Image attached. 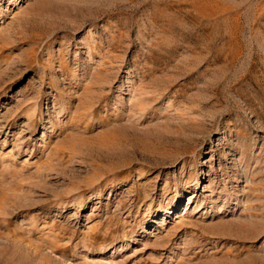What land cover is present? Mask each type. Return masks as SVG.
<instances>
[{"label": "rangeland", "instance_id": "rangeland-1", "mask_svg": "<svg viewBox=\"0 0 264 264\" xmlns=\"http://www.w3.org/2000/svg\"><path fill=\"white\" fill-rule=\"evenodd\" d=\"M0 264H264V0H0Z\"/></svg>", "mask_w": 264, "mask_h": 264}, {"label": "bare ground", "instance_id": "bare-ground-1", "mask_svg": "<svg viewBox=\"0 0 264 264\" xmlns=\"http://www.w3.org/2000/svg\"><path fill=\"white\" fill-rule=\"evenodd\" d=\"M234 196H235V195H234ZM238 196H239V195H238ZM230 197H231V196H230ZM238 198H239V197H238ZM227 199H228V198H227ZM232 200L234 201V199H232ZM227 201H228V200H227ZM227 201H226V202H227ZM230 201H231V200H230ZM226 202H225V203H226ZM229 203H230V202H229ZM232 203H233V202H232ZM225 205H226V204H225Z\"/></svg>", "mask_w": 264, "mask_h": 264}]
</instances>
